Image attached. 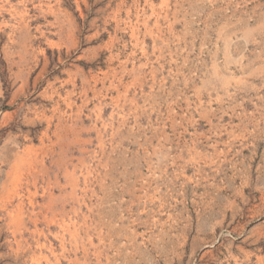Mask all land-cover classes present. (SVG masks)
<instances>
[{
  "label": "rangeland",
  "instance_id": "rangeland-1",
  "mask_svg": "<svg viewBox=\"0 0 264 264\" xmlns=\"http://www.w3.org/2000/svg\"><path fill=\"white\" fill-rule=\"evenodd\" d=\"M0 264H264V0H0Z\"/></svg>",
  "mask_w": 264,
  "mask_h": 264
}]
</instances>
